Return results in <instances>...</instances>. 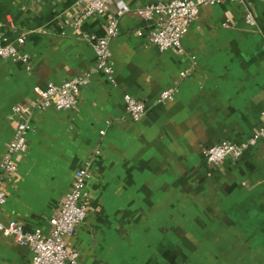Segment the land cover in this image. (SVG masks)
<instances>
[{
    "label": "crops",
    "instance_id": "0c3cea01",
    "mask_svg": "<svg viewBox=\"0 0 264 264\" xmlns=\"http://www.w3.org/2000/svg\"><path fill=\"white\" fill-rule=\"evenodd\" d=\"M171 0H110L81 17L77 0H0V41L27 62L0 60V161L18 116L27 149L2 180L0 224L49 232L76 172L90 163L86 218L66 240L79 264H264V143L217 166L207 148L252 137L264 113V0L202 7L181 50L160 52L139 11ZM256 25L244 20V9ZM120 13V14H119ZM114 84L94 76L67 111L41 110L37 90L83 74L109 17ZM24 37L23 45L16 39ZM172 101L159 104L164 90ZM129 95L145 114L133 122ZM1 173V172H0ZM32 251L0 234V264H30Z\"/></svg>",
    "mask_w": 264,
    "mask_h": 264
},
{
    "label": "built area",
    "instance_id": "2783aa9c",
    "mask_svg": "<svg viewBox=\"0 0 264 264\" xmlns=\"http://www.w3.org/2000/svg\"><path fill=\"white\" fill-rule=\"evenodd\" d=\"M109 1L77 0V5H84L81 17L89 18L94 15H102ZM224 2L244 5V0H171L168 3L146 5L139 11V14L143 19L153 21L150 37L160 52L180 51L181 39L199 15L200 9ZM244 12L245 23L249 26H255L256 23L252 14L246 8ZM117 35L118 18L111 16L106 21L104 37L92 41L95 54L93 65L83 74L59 85L47 83L43 88L38 89L37 107L41 110L54 109L56 111L73 109L77 104V96L80 90L88 86L91 79L98 74L105 76L111 84H114V67L109 43ZM24 42V37L16 39V44L19 46L23 45ZM0 60L26 63L27 57L20 55L16 46L2 38L0 41ZM176 92V88L164 90L158 98V103L165 104L172 101ZM123 103L133 122H138L144 116L145 106L142 102L129 95H124ZM14 112L18 116V122L8 148L0 161V206L6 200L2 180L16 171L14 157L26 151L27 134L31 129L28 119L21 116L25 110L17 107ZM258 141L264 143V113L261 125L252 137L239 143L222 141L207 148L205 162L208 166H217L226 158L238 160L249 148L256 146ZM89 179L90 163L86 162L76 172L57 214L49 219V232L47 234L39 229L26 231L23 224L17 221L0 224V234L11 237L20 246L29 247L32 251L30 264H79V254L76 251H68L66 240L73 236L76 227L86 218L84 200L87 196L86 186Z\"/></svg>",
    "mask_w": 264,
    "mask_h": 264
}]
</instances>
